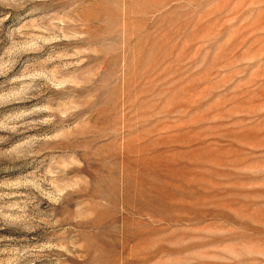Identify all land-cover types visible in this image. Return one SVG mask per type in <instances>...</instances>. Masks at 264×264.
Listing matches in <instances>:
<instances>
[{
  "label": "rangeland",
  "instance_id": "1",
  "mask_svg": "<svg viewBox=\"0 0 264 264\" xmlns=\"http://www.w3.org/2000/svg\"><path fill=\"white\" fill-rule=\"evenodd\" d=\"M0 264H264V0H0Z\"/></svg>",
  "mask_w": 264,
  "mask_h": 264
}]
</instances>
